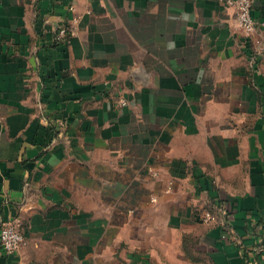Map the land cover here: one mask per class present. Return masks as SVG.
Instances as JSON below:
<instances>
[{
	"label": "crops",
	"instance_id": "crops-1",
	"mask_svg": "<svg viewBox=\"0 0 264 264\" xmlns=\"http://www.w3.org/2000/svg\"><path fill=\"white\" fill-rule=\"evenodd\" d=\"M10 216L0 264H264V26L226 0H0Z\"/></svg>",
	"mask_w": 264,
	"mask_h": 264
},
{
	"label": "built area",
	"instance_id": "built-area-1",
	"mask_svg": "<svg viewBox=\"0 0 264 264\" xmlns=\"http://www.w3.org/2000/svg\"><path fill=\"white\" fill-rule=\"evenodd\" d=\"M230 8H234L237 14L238 26L247 35L250 36L258 28L264 26V23L257 22L253 17V0H226ZM71 31L63 26L57 30V42L63 44L70 43ZM122 105H126L122 102ZM215 210L221 212L222 217L218 218L214 213L207 210L203 213L202 222L205 224H214L219 226L226 225L227 209L226 207H215ZM26 245L23 221L19 216H10L0 220V247L7 255H14ZM263 251V247L259 248Z\"/></svg>",
	"mask_w": 264,
	"mask_h": 264
},
{
	"label": "rangeland",
	"instance_id": "rangeland-1",
	"mask_svg": "<svg viewBox=\"0 0 264 264\" xmlns=\"http://www.w3.org/2000/svg\"><path fill=\"white\" fill-rule=\"evenodd\" d=\"M123 102H125V101H123ZM126 103V102H125Z\"/></svg>",
	"mask_w": 264,
	"mask_h": 264
}]
</instances>
